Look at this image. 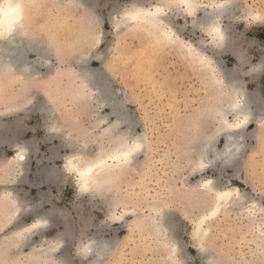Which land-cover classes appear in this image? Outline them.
<instances>
[{"label":"rangeland","instance_id":"obj_1","mask_svg":"<svg viewBox=\"0 0 264 264\" xmlns=\"http://www.w3.org/2000/svg\"><path fill=\"white\" fill-rule=\"evenodd\" d=\"M137 1L26 2L24 29L52 56L37 75L0 72V137L15 126L21 145L33 143L27 168L15 181L9 178L19 147L0 141V264H92L81 248L102 240L111 251L101 264H264V0H195V16L178 9L177 0H145L149 9L166 6L167 22L117 28ZM220 3L233 9L222 20L229 37L222 46L203 21ZM203 56L212 58L214 68ZM82 58L89 59L84 66ZM86 67L108 73L117 97L126 101L134 136L144 139L139 163L110 175L96 196L80 192L77 174L66 166L83 148L94 155L118 140L108 130L115 118L101 121L111 110L90 87ZM234 82L255 100L252 135L237 162L200 168L205 139H215L214 150L225 147L220 109L235 97L228 87ZM48 108L54 118L45 114ZM210 179L221 188L239 186L250 203L228 205L204 237L195 233L193 220L212 206L198 188ZM15 191L23 207L33 210L42 202L40 209L10 221L7 198ZM47 212L51 218L40 233L27 241L13 236ZM164 215L169 228L160 220ZM60 239L66 246L54 258L31 255Z\"/></svg>","mask_w":264,"mask_h":264},{"label":"bare ground","instance_id":"obj_2","mask_svg":"<svg viewBox=\"0 0 264 264\" xmlns=\"http://www.w3.org/2000/svg\"><path fill=\"white\" fill-rule=\"evenodd\" d=\"M27 1L28 0H0V8L4 9L6 13H9V15L0 17V20L3 21L2 25H0V72L2 74L3 72L8 71H18L22 74V76L24 75L25 77L34 75L36 73L40 74L38 69L42 64L41 62H48L51 59L52 53L46 47V45L43 42L32 40L30 34L27 33L24 29ZM55 1L63 2L65 0ZM17 4L22 5V19H19L14 24H10L9 21L15 16V14L12 13V8L10 6H15ZM81 5H84V3H82ZM227 5L228 4L226 3L218 4L217 9L206 13L203 20L209 26L207 32L212 37L213 42L221 46L227 45V43L229 42L227 30L225 26L222 25V20L230 16L233 12V9ZM176 7L178 9L181 7L184 12L194 16L200 9V6L195 0H177ZM167 15L168 13L166 6L157 4L153 5V8L149 9L145 6V0H138L133 8H128L122 13L121 19L116 26L117 28L124 30L132 25L142 23L164 25L167 22ZM164 31L167 30L165 29ZM170 31L172 37H175L176 32L173 27L170 28ZM174 37L173 39H175ZM191 48L196 50L197 53H200L198 48H196L195 46L191 45L190 49ZM30 54L37 55V59L35 61H31L29 58ZM202 59L205 65H208L211 69L214 68L213 60L211 57L203 56ZM88 60V58H82L80 64L84 66L86 65ZM85 73L89 77L90 87L94 89V91H99L100 97H102L105 106L109 107V109L111 110L110 113L101 117V121H107L111 118V116L115 118L112 122H110L108 130L113 133L118 138V140L114 142V145L111 148L101 149L98 154L95 153L96 155H92L93 153L90 152L89 149L83 148L79 153L72 154V156L68 158L66 166L68 170H70L71 172L74 171L77 174L78 187L80 192L90 193L89 195L96 196L99 194L102 195V193H100L102 190V185L106 182L110 175L118 171L121 172L122 169H124L126 166L139 163L138 155L144 150V139H142L140 136H134L133 129L135 127V123L132 119L128 107L126 106V101L124 99H120V97H117L116 92H114L112 88L113 84L108 73L101 72L100 70H92L87 67L85 68ZM49 75L50 73L44 74V76ZM220 81L226 83V81H224V78L222 77ZM228 87L235 97H233L232 101L229 104L220 109V115L224 123L223 130H225V147L220 151L214 150L215 139H205L200 144V148L198 150L200 159L198 162V167L200 168L210 167L219 161H222V165H229L237 162L239 156L242 153L245 138L250 134L252 135V133L248 132V129L255 118L254 116L256 112L253 110V104L255 100L254 98H252V95H250L246 91H241V85L237 82L232 83V85L229 84ZM91 88L89 89L92 90ZM45 114L48 118H54L55 110L53 108H48L46 109ZM229 115L233 116V121L229 119ZM52 128L59 129L55 126V122H53ZM18 131L19 127L14 126L13 128L7 130L6 135H1L0 137L1 142H11L14 143L15 146L19 147L18 152L12 159L13 168L9 178L14 179L15 181L20 174H23L25 172L27 168L28 151L33 144L31 142L21 145L18 139L19 137H17ZM73 146H75V144H73ZM116 156H119V159L111 158ZM82 161L84 162L83 165L81 164ZM89 168H91V172L88 171ZM49 174L50 173H48V176ZM198 185L200 192L203 195L211 198L212 206L206 213H203L201 216L197 217V219L193 220V226H195V233L197 235H201L204 237L208 236L210 232V222L215 219L228 205L235 204L236 206H238L244 204L245 202L250 203V196L248 197L247 194L242 193V190L239 186H234L232 188H221L216 181L211 179L200 181V184ZM5 195L7 194H4L3 196ZM10 196L11 198H7V205L8 207L12 206L13 208L11 214L9 215L11 219L10 221H12V219H15V217L20 215L22 211H28L29 208H27V206H24L25 208L23 207L16 191ZM41 204L42 202L37 204L36 207L34 206L35 209L29 210L32 212H37L40 209L39 207ZM251 205H255V203L252 202ZM49 213L47 212L43 216H40L33 224L23 228L22 230L15 231L13 233V236L17 239L27 241L29 236H32L35 233H40L43 228H45L49 224V220L51 218L50 214L52 212L50 214ZM160 220H163L162 224L164 225V227L166 226V224H168L165 215L161 216ZM8 223L10 222L8 221ZM168 225L166 227L169 228L170 223ZM160 227L162 228V225ZM172 229L170 230L173 232ZM167 230H165V232ZM65 246L66 245L64 239L56 240L49 245L41 246V248H39L38 250L35 249L34 251H31V255L34 254L36 255V257L39 256L41 258H43L42 256L46 255L47 257L49 256L51 258H54L55 256L59 255V253H63V248H65ZM173 248L175 252L179 250L177 245H174ZM110 251V243L106 240L90 242L88 245H85L81 248L83 257L94 259L92 264L103 263L110 255ZM34 255L33 257H35ZM67 261H69V259Z\"/></svg>","mask_w":264,"mask_h":264},{"label":"snow or ice","instance_id":"obj_3","mask_svg":"<svg viewBox=\"0 0 264 264\" xmlns=\"http://www.w3.org/2000/svg\"><path fill=\"white\" fill-rule=\"evenodd\" d=\"M12 8V13L15 14L14 18L9 21L10 24L16 23L19 19H22L21 10L22 5L17 4L15 6H10ZM5 15H9V13H6L4 9L0 8V17H3ZM3 21L0 20V25H2ZM113 159H119V156L111 157ZM89 172H91V168L88 169Z\"/></svg>","mask_w":264,"mask_h":264}]
</instances>
